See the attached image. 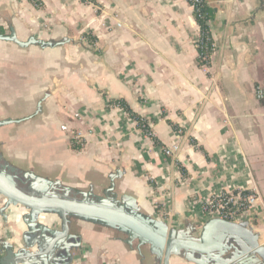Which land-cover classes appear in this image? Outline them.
<instances>
[{
    "label": "crops",
    "instance_id": "obj_1",
    "mask_svg": "<svg viewBox=\"0 0 264 264\" xmlns=\"http://www.w3.org/2000/svg\"><path fill=\"white\" fill-rule=\"evenodd\" d=\"M204 3L208 69L197 65L200 29L185 0H0V34L61 43L0 41V121L21 120L0 128L1 156L72 193L104 197L112 183L121 205L173 230L198 233L190 203L212 192L254 187L264 206V102L254 96L264 79V0ZM89 129L84 149L73 151L72 138ZM174 142L179 151L164 156ZM4 201L2 257L29 233L27 211ZM254 222L264 246L263 209ZM39 223L61 230L55 214ZM69 234L80 242L69 264H159L148 245H127L115 228L70 217ZM168 264L195 263L181 253Z\"/></svg>",
    "mask_w": 264,
    "mask_h": 264
},
{
    "label": "water",
    "instance_id": "obj_2",
    "mask_svg": "<svg viewBox=\"0 0 264 264\" xmlns=\"http://www.w3.org/2000/svg\"><path fill=\"white\" fill-rule=\"evenodd\" d=\"M0 41L11 42L21 48L61 45L33 37L20 42L12 30L9 35L0 34ZM20 122L2 120L0 128ZM1 161L0 154V196L4 198L6 207L20 206L27 211L23 221L29 233L22 237L23 247H6V255L0 259V264H69L72 261L71 251L80 246L78 238L69 234L70 217L115 228L126 234L127 245L136 241L137 250L148 245L159 264H168L171 256L181 253L195 264H264V246L259 244L258 235L247 222L235 224L211 219L200 226L198 233L195 228L168 229L138 215L110 196L112 183L104 197H97L91 192L72 193L67 188H61L57 182L30 172H23L20 178L15 168ZM17 183L26 186L28 191L20 189ZM45 214L59 217L60 231L39 223L40 216ZM28 235L35 238L27 242L25 237ZM68 240L74 242L68 243ZM30 250L35 252L30 253Z\"/></svg>",
    "mask_w": 264,
    "mask_h": 264
},
{
    "label": "built area",
    "instance_id": "obj_3",
    "mask_svg": "<svg viewBox=\"0 0 264 264\" xmlns=\"http://www.w3.org/2000/svg\"><path fill=\"white\" fill-rule=\"evenodd\" d=\"M33 5H40V0H31ZM86 2V0H79ZM193 9L194 16L202 18V10L204 9L205 3L204 0H185ZM120 27V24H117ZM199 43L197 42L196 48L198 49ZM212 46V45H211ZM213 51V46H212ZM203 56L202 60L204 61L203 67L207 68L212 65L211 55ZM254 96L257 101L264 102V79L261 83L257 84L254 87ZM107 107V104H106ZM119 108L118 106H116ZM121 115L125 118H128L126 113L122 108H119ZM85 113L76 115L83 118ZM147 123V122H146ZM149 124L147 123V127ZM179 133V132H178ZM93 135V130L89 129L86 136L77 134L72 138L75 144L78 146V150L84 149L85 138L87 136ZM179 151L178 143L174 142L169 147L162 149V153L166 157H173ZM153 205L155 208H159L160 202L155 198H152ZM190 208L192 212H196L197 208V217L203 224L207 220L219 219L230 223L239 224L241 222H247L249 225L256 219L257 212L260 209L264 210V206L261 198L258 195L257 190L252 187L250 189H235L233 191H216L209 194L207 197L201 200H194L190 203ZM195 208V211H194ZM3 256V252L0 249V259ZM86 256L83 255V258Z\"/></svg>",
    "mask_w": 264,
    "mask_h": 264
},
{
    "label": "trees",
    "instance_id": "obj_4",
    "mask_svg": "<svg viewBox=\"0 0 264 264\" xmlns=\"http://www.w3.org/2000/svg\"><path fill=\"white\" fill-rule=\"evenodd\" d=\"M31 1V0H30ZM32 2V1H31ZM36 7H39L37 4ZM197 24L200 29V39L198 41L199 47H198V58H197V65L202 66L204 65V61L202 60L203 56H208L210 55L212 51V42L210 40V36L208 33V29L206 27V15H205V10H202V18H198L197 16L195 17ZM114 103L119 107L124 110L126 115L128 116L129 119L133 120L136 122L138 128H140L142 131L146 132L148 130L147 123L145 120L141 119L139 116L135 115L125 104L124 101L122 100H116ZM70 147L73 151H77L79 148L75 144L74 140H71Z\"/></svg>",
    "mask_w": 264,
    "mask_h": 264
},
{
    "label": "rangeland",
    "instance_id": "obj_5",
    "mask_svg": "<svg viewBox=\"0 0 264 264\" xmlns=\"http://www.w3.org/2000/svg\"><path fill=\"white\" fill-rule=\"evenodd\" d=\"M39 7H40V5H39ZM1 163H7V164L10 165L11 167L15 168L14 166H12V164L10 163V161H9L8 159L4 158L3 156H2V161H1ZM15 169H16V171L18 172V176L21 178L23 171H21V170H19V169H17V168H15ZM17 186H18L20 189L24 190V191H28L27 188H26L24 185H22L21 183H17ZM252 224H253V226L256 225V223H255L254 221L252 222ZM252 224L250 225L251 228H252ZM253 230H254V229H253Z\"/></svg>",
    "mask_w": 264,
    "mask_h": 264
},
{
    "label": "flooded vegetation",
    "instance_id": "obj_6",
    "mask_svg": "<svg viewBox=\"0 0 264 264\" xmlns=\"http://www.w3.org/2000/svg\"><path fill=\"white\" fill-rule=\"evenodd\" d=\"M26 187V186H25ZM27 188V187H26Z\"/></svg>",
    "mask_w": 264,
    "mask_h": 264
}]
</instances>
